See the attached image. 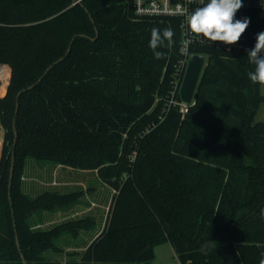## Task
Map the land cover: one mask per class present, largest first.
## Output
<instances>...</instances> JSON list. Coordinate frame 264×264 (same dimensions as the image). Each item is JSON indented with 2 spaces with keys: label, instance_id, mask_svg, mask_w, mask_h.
I'll return each instance as SVG.
<instances>
[{
  "label": "trees",
  "instance_id": "16d2710c",
  "mask_svg": "<svg viewBox=\"0 0 264 264\" xmlns=\"http://www.w3.org/2000/svg\"><path fill=\"white\" fill-rule=\"evenodd\" d=\"M75 1L0 0V64L12 68L0 96V264H23L22 254L28 264H63L46 251L95 222L38 226L42 211L74 205L81 193L47 186L32 195L29 159L98 168L115 190L102 231L71 264H146L163 241L181 264H260L264 120L256 116L264 94L248 79V51H206L183 114L171 103L181 98L172 93L183 56L177 23L137 15L133 0ZM154 27L175 32L171 47L158 49L165 59L148 46ZM249 32L255 46L264 11ZM62 56L21 94L16 113L18 92Z\"/></svg>",
  "mask_w": 264,
  "mask_h": 264
},
{
  "label": "rangeland",
  "instance_id": "374dc122",
  "mask_svg": "<svg viewBox=\"0 0 264 264\" xmlns=\"http://www.w3.org/2000/svg\"><path fill=\"white\" fill-rule=\"evenodd\" d=\"M0 95H2L1 89H0ZM262 114L263 112L259 111V113H257V117H259ZM0 132H1L0 134H1L2 145H3L5 129L3 128L1 122H0ZM126 137H127V133H124V138ZM133 153H131L129 157H133L134 155ZM31 161H34L36 165L30 171V173L31 174L40 173V176H42V177H39V180L35 181L37 187L39 188L38 189L39 191L40 189L42 190L43 188L47 186L58 188V190L61 192L62 191L64 192L70 189H75L76 191H80L81 193L80 198L74 204V205H78L79 207L78 209H84L85 207H91L88 213H91L92 215L97 214V212L99 211L97 209H100V210L103 209L101 206H98L97 203H99L98 200H101L102 198L101 195L102 193H104L103 189H106L108 184L105 181H103V179L101 178L98 168L96 169H76L72 167L66 168L62 166L61 164L51 165V163H46L41 160L29 159V163H31ZM60 178H64V180H66L69 183L68 184H60V183L55 184L54 181H59ZM47 180H49L51 183L45 184L44 182H46ZM77 180L80 183L78 184L74 183ZM72 181L73 183L71 184L70 182ZM109 190L111 192V195L115 193V190L113 188L110 187ZM111 204H112V200H111ZM66 208H70V206L64 207V208H56L55 210H53V212H56V211L58 212V210L60 209H63L66 211L67 210ZM110 209L104 208L103 209L104 214L103 215L101 214L102 217L97 218V219H95V217H93L92 215H88V217H90L95 222H93L89 228L81 230L78 235L68 236L71 242L76 243V244H82V246L87 244L88 238L92 237L95 234V232H97L103 226L102 222L105 221L106 223L109 217V214H110ZM42 212L45 213V215L47 216H50L53 213L51 210H45ZM57 223H60V222H54L53 224H57ZM49 225L50 224H46L45 226L48 227ZM63 237L64 236L58 238V241H57V244L61 246L62 250L55 252L50 249L46 251V256L49 258L65 260V261H69L72 259H78L79 255L83 253L84 249L77 248V249L67 250L66 247L63 245V240H62ZM85 237H87V239H85ZM69 251L71 252L74 251L75 253H69ZM154 251H155L154 259L146 264H181L174 247L169 241H163V242L156 244Z\"/></svg>",
  "mask_w": 264,
  "mask_h": 264
},
{
  "label": "clouds",
  "instance_id": "9594fccd",
  "mask_svg": "<svg viewBox=\"0 0 264 264\" xmlns=\"http://www.w3.org/2000/svg\"><path fill=\"white\" fill-rule=\"evenodd\" d=\"M200 5L185 19L188 33L196 38L233 45L249 26L248 18L235 19L236 12L242 7V0H200ZM174 36L175 32L170 27L152 28L148 46L155 59L166 58L167 53L158 49L171 47ZM247 57L249 63L254 65V70L247 73L248 79L264 87V32L257 34L255 46L248 50ZM261 215L264 217V210ZM260 264H264V259Z\"/></svg>",
  "mask_w": 264,
  "mask_h": 264
},
{
  "label": "built area",
  "instance_id": "2783aa9c",
  "mask_svg": "<svg viewBox=\"0 0 264 264\" xmlns=\"http://www.w3.org/2000/svg\"><path fill=\"white\" fill-rule=\"evenodd\" d=\"M135 13L145 17H166L174 20L179 28V45L182 50V58L177 63L178 80L174 84L172 93L180 94L181 85L193 54H201L207 62L206 51L215 48L222 51H242L246 52L254 47L249 29L257 11H264V0H242V7L235 14V19L243 20L248 18L250 23L246 31L242 34L240 40L233 44L227 45L223 42H208L196 38L188 33L185 19L188 14L201 6L200 0H133ZM181 97V95H180ZM180 98H172L171 103L177 104L180 111L185 114L189 110L190 104ZM40 226V225H38ZM63 264H71L63 260Z\"/></svg>",
  "mask_w": 264,
  "mask_h": 264
},
{
  "label": "crops",
  "instance_id": "0c3cea01",
  "mask_svg": "<svg viewBox=\"0 0 264 264\" xmlns=\"http://www.w3.org/2000/svg\"><path fill=\"white\" fill-rule=\"evenodd\" d=\"M5 66H8V68L10 70V75H9V79L10 80H11V74H12V68H11V66L9 64H0V81H1V85H2V86L0 85L1 91H3L5 88H7L9 86V84H10V80H8L7 83H4L3 76L1 74L2 69ZM261 89H262V92L264 94V87H261ZM259 111L263 112V114H262L263 116L262 115H260L259 117L256 116V120L257 121L258 120H264V102L260 105ZM259 111H258V113H259ZM1 152H2V138H1V134H0V157H1ZM35 165H36V163H34V161H31L30 167H32V169L34 168ZM66 168H71V167H66ZM30 171H29V173L26 174V177H27V179H26V190L29 193H31L32 195H36L38 192L41 191V189H40V191L38 190L39 188L37 187L35 181L39 180V177H42V176H40V173L39 174H31ZM44 183L45 184H49L51 182L49 180H47ZM54 183L55 184H59V183L60 184H68L69 182L64 180V178H60L59 181H54ZM70 183L72 184L73 181L70 182ZM74 183L78 184L80 182L77 180ZM107 188L103 189L104 193H102V195H101L102 198H101V200H98L99 203H97L98 206H101L103 209L104 208H107V209L111 208V200H112V195L113 194L111 195V192L109 190V188H110L109 185L107 186ZM56 189H58V188H56ZM72 191H76V190L75 189H70V190H67V191H64V192H72ZM78 208H79L78 205H72V206H70V208H66L67 209L66 211L63 210V209L58 210V212L57 211L56 212L52 211L53 213L50 216H47V215H45V213L42 212L39 216L38 215L36 216V222H37L38 225L45 226L46 224H53L54 222H63V221L68 220V219L81 218V217H86L88 215H92L91 213H88L89 210L91 209V207H85L84 209H78ZM103 209L102 210L97 209V210H99L97 212V214L96 215H92V216L95 217V219L102 217L101 214L102 215L104 214V210ZM102 223H103V226L97 232H95V234L92 237L88 238L87 244H85L84 246H82V244L72 243L71 240L68 238V236H64L63 237V239H62L63 240V245L66 247L67 250L77 249V248L78 249L87 248L89 243L102 231V229L104 227V224H105V221H103ZM85 239H87V237H85Z\"/></svg>",
  "mask_w": 264,
  "mask_h": 264
},
{
  "label": "water",
  "instance_id": "95a60500",
  "mask_svg": "<svg viewBox=\"0 0 264 264\" xmlns=\"http://www.w3.org/2000/svg\"><path fill=\"white\" fill-rule=\"evenodd\" d=\"M79 1L80 0H76L75 2H79ZM83 36H85V35H83ZM94 39H96V38H94ZM70 49H71V45L67 49L66 55L69 53ZM64 57L65 56H62L61 58L56 60L53 64H51L46 69L44 74L38 79V81L36 83H34V84L30 85L29 87L24 88L18 92V95H17L18 100H17V104H16V113L18 112V109H19V97L21 96V94L24 91L33 88L38 82L42 81V79L49 72V70L55 64L62 61L64 59ZM205 65H206V63H205V58L203 55L193 54L191 56V59L189 61V64H188V67H187V70H186V73H185V76H184V79H183V82L181 85V89H180V95H181L182 100H184L186 102H192L193 101V99L195 97V91H196L201 73H202ZM7 92H8V87L2 91V95H0V96L6 95ZM16 142H17V131L15 130V139H14V144H13L14 147L16 146ZM13 172H14V152H13V159H12L10 179H9V196H10V199H11V184H12V179H13ZM16 241H17V245H18L19 250H21L20 241H19L17 231H16ZM22 262H23V264H28V262H27V260L23 254H22Z\"/></svg>",
  "mask_w": 264,
  "mask_h": 264
},
{
  "label": "bare ground",
  "instance_id": "6f19581e",
  "mask_svg": "<svg viewBox=\"0 0 264 264\" xmlns=\"http://www.w3.org/2000/svg\"><path fill=\"white\" fill-rule=\"evenodd\" d=\"M2 76H3V80L4 83H7L9 79V75H10V70L8 68V66H5L4 69L1 72ZM8 85V84H7ZM2 86V85H1Z\"/></svg>",
  "mask_w": 264,
  "mask_h": 264
}]
</instances>
